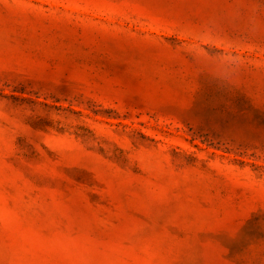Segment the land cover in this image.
Returning a JSON list of instances; mask_svg holds the SVG:
<instances>
[{
    "label": "rangeland",
    "instance_id": "374dc122",
    "mask_svg": "<svg viewBox=\"0 0 264 264\" xmlns=\"http://www.w3.org/2000/svg\"><path fill=\"white\" fill-rule=\"evenodd\" d=\"M0 264H264V0H0Z\"/></svg>",
    "mask_w": 264,
    "mask_h": 264
}]
</instances>
